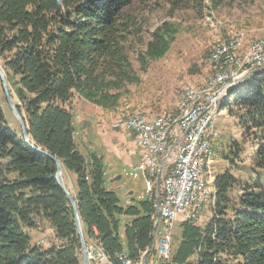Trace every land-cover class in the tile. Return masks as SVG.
Listing matches in <instances>:
<instances>
[{"label": "trees", "instance_id": "16d2710c", "mask_svg": "<svg viewBox=\"0 0 264 264\" xmlns=\"http://www.w3.org/2000/svg\"><path fill=\"white\" fill-rule=\"evenodd\" d=\"M145 1L0 0V66L29 131L26 143L20 125L12 127L0 79V264H83L57 165L31 145L61 163L86 243L97 240L114 264H123L118 256L123 251L131 264L151 254L155 202L148 196L121 205L116 189L106 186L103 158L77 142L72 111L76 95L108 109L120 99L110 92L139 83L127 48L134 27L127 10ZM237 1L245 0H167L173 10L197 12L207 2L215 11ZM175 34L170 24L159 27L147 51L139 53L142 66L164 57ZM227 99L221 111L231 102L239 107V125L254 140V166L264 171V72L242 82ZM213 187L211 220L179 225L171 264H264L263 178L242 184L226 170ZM122 218L131 219L123 237ZM41 223L53 232L51 247L31 242L30 233L40 232Z\"/></svg>", "mask_w": 264, "mask_h": 264}, {"label": "rangeland", "instance_id": "374dc122", "mask_svg": "<svg viewBox=\"0 0 264 264\" xmlns=\"http://www.w3.org/2000/svg\"><path fill=\"white\" fill-rule=\"evenodd\" d=\"M208 5L207 2V6L197 12L192 9L173 10L167 0H147L143 3H136L127 10L128 16L134 20L133 35L129 39L127 48L133 69L139 78V83L123 85L118 92H110L113 95L119 94L120 99L118 104L108 109L101 108L88 102L80 95H76L72 111L78 143L91 146L87 141L89 137H84V140L83 137L81 138L82 134L78 123L79 114H81L79 119L83 115L81 111L87 112V118H96L95 127L98 129H100L99 122L102 118L119 115L120 117L115 120L108 119L110 124H121V118L130 119L135 115H139V113L153 117L169 118V115H172L176 109L179 90L184 87L202 85L211 76L208 57L212 47L217 42L226 40L230 37V34L236 32H238V40L241 43L247 42V46L258 39H264V0L226 2L215 11L210 10ZM165 23L172 25L176 32L170 50L161 59L142 66L138 60L139 53L147 51V46L152 40V34ZM240 51L241 47L237 53H240ZM227 100V98H224L219 107ZM81 102L85 103L86 107H83L84 105ZM240 112L239 107L231 102L229 107L221 111L217 117L213 139L215 152L210 166L206 201L202 206L203 209L200 208L202 210L199 212L198 222L200 225H205L208 220H211L209 202L212 196L216 194L213 187L216 176L229 170L242 184L246 182L253 183L257 177L264 180V171L254 166L255 144L253 137L239 125ZM9 121L14 128H18V125H20L13 116H9ZM87 121L90 123V119ZM90 126L95 133L94 125L90 123ZM237 148L240 151L238 157L234 154L237 153ZM230 150L233 153L232 155H230ZM226 154L229 155V159L224 157ZM116 163L117 166L114 169L121 170L116 177L120 176L121 180L112 182L114 178L109 179L107 176V188L116 189L122 206L132 203V199L135 201L146 200L148 193L145 180L141 174L138 173V178L134 179V167L129 169L122 164L123 162L119 164L117 161ZM61 180L64 181L63 176ZM66 181L69 184V180ZM151 199L155 202L156 223L158 217L157 200L156 198ZM130 222V218L121 219L120 235L122 237L126 225ZM157 232L153 234V243H155ZM30 237L33 244L38 243L41 246L50 247L48 241L51 244L55 242L52 230L44 223H41V231H32ZM180 239L181 228L178 225L174 231V250ZM99 247L105 253V256H108V263L114 264L100 243ZM141 262L142 260L138 264H141ZM146 264H164V262L158 258L157 253H154Z\"/></svg>", "mask_w": 264, "mask_h": 264}, {"label": "built area", "instance_id": "2783aa9c", "mask_svg": "<svg viewBox=\"0 0 264 264\" xmlns=\"http://www.w3.org/2000/svg\"><path fill=\"white\" fill-rule=\"evenodd\" d=\"M232 41H238V32L230 34L223 45L212 47L208 57L211 66H219L220 61L228 60L227 52ZM243 54H250V64L238 68L237 60ZM263 65L264 45L241 43L234 72L217 75L212 82L189 86L188 90L178 92L181 103L176 105L168 120L142 113L135 119L121 118V124H110L107 118L100 120L103 131L110 129L134 135L141 156L139 165L133 169L134 179L140 173L149 198L157 200L158 232L154 250L147 260L157 253L164 264H171L176 227L187 221H199L198 194L203 184L199 183L201 152L210 150L208 135L213 125L215 97L231 82H237L241 76ZM150 124H157V137H150ZM48 245L51 247L49 241ZM86 245L90 264H109L108 256L97 240H89ZM118 256L124 262L129 260L126 251Z\"/></svg>", "mask_w": 264, "mask_h": 264}, {"label": "bare ground", "instance_id": "6f19581e", "mask_svg": "<svg viewBox=\"0 0 264 264\" xmlns=\"http://www.w3.org/2000/svg\"><path fill=\"white\" fill-rule=\"evenodd\" d=\"M223 41L217 42L213 47H218L223 45ZM254 45H264V39H258L251 43L249 46H254ZM241 47V41H232L230 45V50L227 52V59L224 61H220L219 66H211L210 65V70H211V76L206 82H212L217 79V75L220 74H225V73H232L234 72L235 69V59L237 56V51ZM250 64V54H243L239 57L237 60V67L238 68H245L246 65ZM264 65L262 68H255L249 71L250 73L257 72L259 70H264ZM246 75L241 76L237 82H231L229 86L223 90L220 91V95L215 97V103H214V109L212 111V121L213 125L210 126L209 128V135H208V147L210 150H202L201 152V160H200V173H199V183L202 184V188L198 194V201H199V211L200 208H202L204 202L206 201V193H207V188L209 186V176H210V166L212 163V157H213V139L215 137V129H216V121L217 117L219 116L221 110L219 107L220 102L228 97V92L229 90H233L238 84L239 81ZM184 90H188V87H184L179 90V92H183ZM181 103V94H178V102L177 105H180ZM136 117H139V115H135L131 117L130 119H135ZM169 118H160V120H168ZM150 137H157V124H150ZM208 199V197H207ZM158 210V208H157ZM158 223V217H157V222ZM155 223V224H156ZM158 230V228H157ZM157 232V231H156ZM155 234V233H153ZM149 255V254H148ZM119 259L123 264H131V261H125L122 257L119 256ZM142 264V262H141Z\"/></svg>", "mask_w": 264, "mask_h": 264}, {"label": "crops", "instance_id": "0c3cea01", "mask_svg": "<svg viewBox=\"0 0 264 264\" xmlns=\"http://www.w3.org/2000/svg\"><path fill=\"white\" fill-rule=\"evenodd\" d=\"M81 104L84 105L83 107H86L85 103L81 102ZM81 112L83 113V115L81 119H79L81 115L79 114L78 118L80 133L82 134L81 138L83 137L84 140V137H89L87 141H89L88 144L91 146H87L85 145V143L83 145L87 146L89 149L93 150L103 158L104 163L106 162L105 165L107 164L106 167L108 169L106 176H108L109 179L116 178V176L121 172L120 169H114V167L117 166V161L119 164L123 162L122 164L126 165L129 169L131 167L135 168L139 165L141 156L138 151L134 135L126 133L124 131H113L110 129H108L107 131H103L101 127L100 130L95 127V117L87 118V112ZM119 117L120 115L115 117H108L107 119L115 120ZM88 119H90V123L94 125L96 134L90 128L91 126L87 121ZM68 180L70 182V178Z\"/></svg>", "mask_w": 264, "mask_h": 264}, {"label": "water", "instance_id": "95a60500", "mask_svg": "<svg viewBox=\"0 0 264 264\" xmlns=\"http://www.w3.org/2000/svg\"><path fill=\"white\" fill-rule=\"evenodd\" d=\"M264 72V70H259L257 72H253L250 73L244 77H242V79L239 81V84L244 82L245 80L249 79L250 77H252L254 74L256 73H262ZM0 79L2 82V88H3V92L5 94V98L8 104V107L11 111V113L13 114V116L18 120L21 130H22V135L23 138L25 140L26 143H29V131L26 125V122L24 120V118L22 117V115L19 113L17 105L15 104L13 97L11 95L10 89L8 87V83L6 80V76H5V72L2 69V67L0 66ZM231 91L229 90L228 92V97L231 95ZM31 147L36 150L37 152L49 157L50 159H52L53 161H55L56 165H57V179L59 181V184L61 185V188L63 189V191L65 192L66 196L68 197L73 211H74V221H75V226H76V230L80 239V243H81V257L83 259V264H90L89 262V258H88V251H87V245H86V241H85V236H84V232H83V227H82V223H81V219H80V215H79V211L77 208V203H76V199L74 197V195L67 189L65 183L63 180H61V177L63 176V168L61 163L59 162V160H57L55 157H53L52 155L48 154L47 152L35 147L34 145H31ZM121 180V177H116L112 180V182H117ZM158 228V223L155 224L154 226V230L153 233H156ZM154 250V245L152 246V252ZM148 258V254H146L143 259H142V264H145L146 260Z\"/></svg>", "mask_w": 264, "mask_h": 264}]
</instances>
